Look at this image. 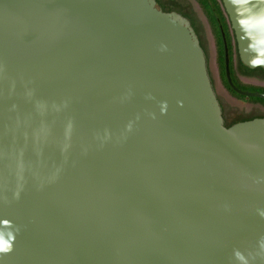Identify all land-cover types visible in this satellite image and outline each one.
I'll use <instances>...</instances> for the list:
<instances>
[{
    "label": "water",
    "instance_id": "obj_1",
    "mask_svg": "<svg viewBox=\"0 0 264 264\" xmlns=\"http://www.w3.org/2000/svg\"><path fill=\"white\" fill-rule=\"evenodd\" d=\"M221 1L257 68L264 0ZM0 241V264H264V117L225 125L186 16L0 0Z\"/></svg>",
    "mask_w": 264,
    "mask_h": 264
},
{
    "label": "rangeland",
    "instance_id": "obj_2",
    "mask_svg": "<svg viewBox=\"0 0 264 264\" xmlns=\"http://www.w3.org/2000/svg\"><path fill=\"white\" fill-rule=\"evenodd\" d=\"M159 1L161 2L160 5L163 10L177 11L186 16L195 29L201 46L205 52L208 74L221 105L225 124L231 125L242 119H248L254 116H264V110H258L253 101L247 97L239 98L235 96L226 87L219 68L216 39L212 32L208 18L197 0H157V3ZM234 65L238 78L246 84V89L252 90L254 88L252 85H257L259 82L251 76L253 74L252 72H246L247 76L243 75V73L249 69L240 68L235 48Z\"/></svg>",
    "mask_w": 264,
    "mask_h": 264
},
{
    "label": "trees",
    "instance_id": "obj_3",
    "mask_svg": "<svg viewBox=\"0 0 264 264\" xmlns=\"http://www.w3.org/2000/svg\"><path fill=\"white\" fill-rule=\"evenodd\" d=\"M197 2L203 8V10H204V12L208 18V21L210 23L212 32H213L215 39H216L217 50H218V63H219V68H220L222 79H223L226 87L235 96H237L239 98H245V95L239 94L235 90L232 89V87L228 83V80L226 77L225 49H224L223 33H224L225 38L227 40L229 52H230L231 75H232L234 83L238 87L246 89L245 85L240 81V79L238 78V76L236 74V69H235V65H234V48L237 52L240 68H248L249 70H250V68L248 66H246L241 61V59L239 57L238 50H237V44H236V40H235V35H234V32L231 28V24H230V21H229V18L227 16L226 12H225L223 3L219 0H197ZM159 4H161V2ZM257 70L264 73V68H262V67H258ZM256 90H257V88H255V87L252 89V91H256ZM251 99L254 100V99H259V98L252 96ZM250 118H252V117H250Z\"/></svg>",
    "mask_w": 264,
    "mask_h": 264
},
{
    "label": "clouds",
    "instance_id": "obj_4",
    "mask_svg": "<svg viewBox=\"0 0 264 264\" xmlns=\"http://www.w3.org/2000/svg\"><path fill=\"white\" fill-rule=\"evenodd\" d=\"M239 23L244 25L243 21H239ZM242 38H248L247 33ZM248 50L252 52H258V56L256 58H251L249 63L253 67L264 66V35L260 38L255 39L254 42L249 44ZM247 51V50H246ZM12 251V244L11 243H3L0 241V253H8Z\"/></svg>",
    "mask_w": 264,
    "mask_h": 264
},
{
    "label": "flooded vegetation",
    "instance_id": "obj_5",
    "mask_svg": "<svg viewBox=\"0 0 264 264\" xmlns=\"http://www.w3.org/2000/svg\"><path fill=\"white\" fill-rule=\"evenodd\" d=\"M158 7L162 8V6L159 4V2L157 3ZM258 68V67H257ZM257 68H250V70L245 71V73H243V75L247 76V73H253L251 76H253L255 79L258 80V84L257 85H252L253 87L257 88L256 91H260V92H264V73H262L261 71L257 70ZM246 69V68H245ZM240 79V78H239ZM241 81V80H240ZM242 82V81H241ZM244 85H246L244 82H242ZM250 85V84H249ZM243 89V88H242ZM244 90H248V89H244ZM252 91V90H251ZM248 99H250L251 101H253L256 104V108L258 110H264V98L261 97H257L259 99H251V96H245ZM255 117H264V116H254L252 118ZM252 118H248V119H252ZM242 120H247V119H242ZM241 121V120H240ZM238 122V121H237ZM226 125V124H225ZM232 125V124H231ZM228 126V125H227Z\"/></svg>",
    "mask_w": 264,
    "mask_h": 264
}]
</instances>
